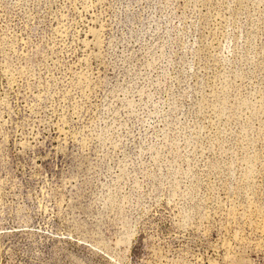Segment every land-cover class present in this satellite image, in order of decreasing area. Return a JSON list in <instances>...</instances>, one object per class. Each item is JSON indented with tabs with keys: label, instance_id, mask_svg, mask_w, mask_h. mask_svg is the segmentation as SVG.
I'll return each mask as SVG.
<instances>
[{
	"label": "rangeland",
	"instance_id": "rangeland-1",
	"mask_svg": "<svg viewBox=\"0 0 264 264\" xmlns=\"http://www.w3.org/2000/svg\"><path fill=\"white\" fill-rule=\"evenodd\" d=\"M0 264H264V0H0Z\"/></svg>",
	"mask_w": 264,
	"mask_h": 264
}]
</instances>
